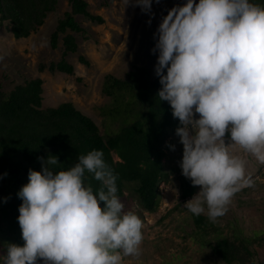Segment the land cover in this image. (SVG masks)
I'll list each match as a JSON object with an SVG mask.
<instances>
[{"label": "clouds", "instance_id": "1", "mask_svg": "<svg viewBox=\"0 0 264 264\" xmlns=\"http://www.w3.org/2000/svg\"><path fill=\"white\" fill-rule=\"evenodd\" d=\"M153 2L135 0L154 16ZM154 39L157 97L179 120L182 174L200 186L183 205L215 222L254 185L246 157L264 164V0H184L162 17ZM39 160L17 193L24 243H6L0 264H124L141 255L144 222L126 210L102 150L59 170L58 156Z\"/></svg>", "mask_w": 264, "mask_h": 264}, {"label": "trees", "instance_id": "2", "mask_svg": "<svg viewBox=\"0 0 264 264\" xmlns=\"http://www.w3.org/2000/svg\"><path fill=\"white\" fill-rule=\"evenodd\" d=\"M58 3L59 0H0V21L9 23V32L16 39L29 38L45 24L49 13L57 10ZM70 5L51 38V46L56 49L63 36L62 58L51 62L48 70L73 75L75 66L66 57L79 50L74 33H87L77 16L98 24L105 19L91 12L87 0H70ZM80 61L89 64L84 56H80ZM44 83L40 77L30 78L10 90L0 83V232H4L0 233V242L5 251L8 242L24 243L18 223L22 200L17 193L28 182L29 170L42 168L40 157L58 156L59 170L73 166L80 155L102 150L117 176L118 194L124 197L129 185H133L140 207L148 212L157 211L162 199L161 185L171 176L165 157L172 145L169 137L177 136L179 120L173 117L168 101H159L161 84L150 68L136 66L124 77L106 76L104 93L113 102L101 108L108 121L105 133L73 102L45 108ZM86 177V182L99 186L92 174L86 173ZM197 189L189 178L181 176L182 200L193 197ZM4 197H9L6 203ZM193 218L203 230L200 235L211 253V264H263L258 249L264 246V230L254 236H229L207 216Z\"/></svg>", "mask_w": 264, "mask_h": 264}, {"label": "rangeland", "instance_id": "3", "mask_svg": "<svg viewBox=\"0 0 264 264\" xmlns=\"http://www.w3.org/2000/svg\"><path fill=\"white\" fill-rule=\"evenodd\" d=\"M87 1L91 12L102 15L105 22L98 24L77 16L87 33H74L79 50L66 57L75 66L73 75L48 70L51 62L62 58L63 36L56 49L51 46V38L58 20L71 9L70 0H59L57 10L49 13L45 24L29 38L16 39L9 32V23L0 21V83L5 90H10L27 79L40 77L45 82V108L73 102L105 133L108 121L101 108L113 102V98L104 93L106 76L124 77L134 67L144 66L150 68L153 77H156L158 53L152 51L156 42L154 33L167 11L184 0H160L159 3L154 0V16L143 12L135 0ZM80 56H84L89 64L82 63ZM41 66H46L43 71ZM168 141L176 147L166 151L165 165L171 176L168 182L161 185L162 199L157 211L148 212L140 207L132 191L133 185H129L125 196L121 197L126 210H135L144 222L141 255L125 257L124 264H211V253L200 235L203 230L197 227L193 214L183 205L192 197L181 198L183 145L178 136H171ZM246 158L247 171L254 185L237 192L226 214L212 221L229 236H254L264 230V164L252 156ZM199 190L200 186L197 192ZM2 225L7 230V225ZM2 246L4 244L0 242V253L6 252ZM258 251L264 264V246Z\"/></svg>", "mask_w": 264, "mask_h": 264}]
</instances>
